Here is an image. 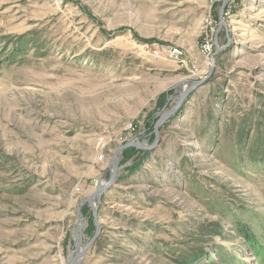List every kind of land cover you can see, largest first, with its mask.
<instances>
[{
  "label": "rangeland",
  "instance_id": "374dc122",
  "mask_svg": "<svg viewBox=\"0 0 264 264\" xmlns=\"http://www.w3.org/2000/svg\"><path fill=\"white\" fill-rule=\"evenodd\" d=\"M208 7L0 0V264H70L92 197L79 264H264V0H233L211 74Z\"/></svg>",
  "mask_w": 264,
  "mask_h": 264
},
{
  "label": "water",
  "instance_id": "95a60500",
  "mask_svg": "<svg viewBox=\"0 0 264 264\" xmlns=\"http://www.w3.org/2000/svg\"><path fill=\"white\" fill-rule=\"evenodd\" d=\"M228 2H229V0H223V2H222L221 11H220V19H221L220 29L225 25L224 10H225V7H226ZM220 51H221V48H220L219 44H217V52H215L211 56V59H210V61H211L210 62V64H211L210 65V74L214 70V66H215V62H216L215 57ZM201 82L202 81H193L191 87L181 94V97H180V100H179L177 106L175 108L174 107L171 108L170 110L165 112L163 115H161V117L158 120L157 125L155 127V140H154V143L150 147H148V149H152V148H154L157 145L158 138H159V127H160V125L178 110V108L181 106L182 102L184 101V98L195 87H197ZM129 147H136V148H140V149L146 148L147 149V147H143L140 144L135 143L133 141H128L127 143H125V144H123V145H121V146H119L117 148L116 152L113 155L112 162H111L112 163V172H111V177H110L109 181L106 182V183L101 184V186L94 193V195L97 196V198H98V202H100V198H101V195L103 194V192L112 185V183L114 182V180L116 178L117 171H118V156L126 148H129ZM93 200L94 199L92 197V198H89L88 201H89L90 206L92 207L93 214H94V222H95V226H96L95 234L91 238V240L83 247V249H81L78 252V254L73 259H71L70 264H79L80 263L81 259L86 255L87 250L94 244V242L96 241V239L98 238V236H99V234L101 232L100 221H99L98 214H97V207H96V205H94V201Z\"/></svg>",
  "mask_w": 264,
  "mask_h": 264
},
{
  "label": "built area",
  "instance_id": "2783aa9c",
  "mask_svg": "<svg viewBox=\"0 0 264 264\" xmlns=\"http://www.w3.org/2000/svg\"><path fill=\"white\" fill-rule=\"evenodd\" d=\"M209 7L204 16V32L201 41L198 43V49L203 56L209 60L214 54L215 48L218 44V34L220 31L221 19L220 11L223 0H207ZM233 0H229L224 10V17L227 10L232 4ZM217 8V10H216ZM160 51L155 50L154 54L159 55ZM167 56L170 60L185 66L187 60L185 58L184 50L179 46H169Z\"/></svg>",
  "mask_w": 264,
  "mask_h": 264
},
{
  "label": "bare ground",
  "instance_id": "6f19581e",
  "mask_svg": "<svg viewBox=\"0 0 264 264\" xmlns=\"http://www.w3.org/2000/svg\"><path fill=\"white\" fill-rule=\"evenodd\" d=\"M97 198V197H96ZM95 199V198H94ZM94 205H96V202H94ZM81 227V226H80ZM80 238H81V235H80ZM81 245V244H80ZM79 245L78 247V251L81 249V246Z\"/></svg>",
  "mask_w": 264,
  "mask_h": 264
},
{
  "label": "trees",
  "instance_id": "16d2710c",
  "mask_svg": "<svg viewBox=\"0 0 264 264\" xmlns=\"http://www.w3.org/2000/svg\"><path fill=\"white\" fill-rule=\"evenodd\" d=\"M163 96V95H162Z\"/></svg>",
  "mask_w": 264,
  "mask_h": 264
}]
</instances>
